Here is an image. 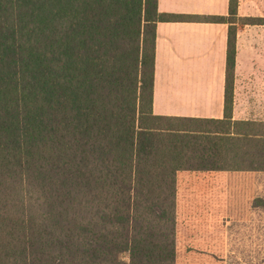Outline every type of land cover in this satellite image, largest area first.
I'll return each instance as SVG.
<instances>
[{
	"label": "trees",
	"instance_id": "1",
	"mask_svg": "<svg viewBox=\"0 0 264 264\" xmlns=\"http://www.w3.org/2000/svg\"><path fill=\"white\" fill-rule=\"evenodd\" d=\"M157 0H0V264H176L178 170L264 171L231 119L236 23ZM228 23L224 116L152 112L159 21Z\"/></svg>",
	"mask_w": 264,
	"mask_h": 264
},
{
	"label": "crops",
	"instance_id": "2",
	"mask_svg": "<svg viewBox=\"0 0 264 264\" xmlns=\"http://www.w3.org/2000/svg\"><path fill=\"white\" fill-rule=\"evenodd\" d=\"M229 0H157L162 13L227 16ZM257 0H238L239 17L255 16ZM228 23L159 21L155 27L152 112L221 119L224 116ZM231 119L264 122V24L236 23ZM252 172V170H243ZM235 170H178L179 187L215 185L213 174ZM259 172V171H257ZM184 178V179H181ZM216 179V178H215ZM218 182V180H216Z\"/></svg>",
	"mask_w": 264,
	"mask_h": 264
},
{
	"label": "rangeland",
	"instance_id": "3",
	"mask_svg": "<svg viewBox=\"0 0 264 264\" xmlns=\"http://www.w3.org/2000/svg\"><path fill=\"white\" fill-rule=\"evenodd\" d=\"M256 5L264 17V0ZM222 175L179 187L176 264H264V171Z\"/></svg>",
	"mask_w": 264,
	"mask_h": 264
}]
</instances>
